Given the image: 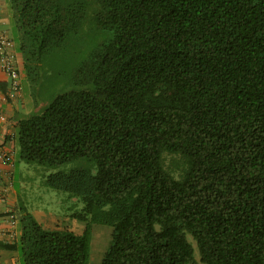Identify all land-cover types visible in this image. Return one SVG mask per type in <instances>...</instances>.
I'll list each match as a JSON object with an SVG mask.
<instances>
[{"label": "trees", "instance_id": "1", "mask_svg": "<svg viewBox=\"0 0 264 264\" xmlns=\"http://www.w3.org/2000/svg\"><path fill=\"white\" fill-rule=\"evenodd\" d=\"M8 3L27 75L56 78L19 123L20 158L81 162L45 183L113 228L101 264H200L188 234L206 264H264V0ZM21 209L5 247L22 264H89L90 226Z\"/></svg>", "mask_w": 264, "mask_h": 264}, {"label": "rangeland", "instance_id": "2", "mask_svg": "<svg viewBox=\"0 0 264 264\" xmlns=\"http://www.w3.org/2000/svg\"><path fill=\"white\" fill-rule=\"evenodd\" d=\"M15 25V24H14ZM89 29V28H88ZM87 29V30H88ZM15 50H20L16 27L14 28ZM104 39L102 31L96 28L93 32H83L74 39L69 50L64 55L66 61L74 64V57L78 51L89 44H94ZM66 65V64H65ZM23 92L29 110L37 112L45 106L43 94L55 83V77L49 76L43 79L40 73L29 77L26 71L22 72ZM179 160L178 157L168 156L167 163L174 168ZM81 166V162H73L56 168H51L39 163H27L20 158V152L16 153L15 187L20 189L21 206L20 209L29 211L47 229H70L78 234L84 233L90 226L91 231V254L89 264H101L103 256L108 249L113 228L106 224L93 223L91 216L86 215L85 203L81 198L72 197L69 192L57 190L46 185V178L57 172H69ZM20 212V210H19ZM19 212H17L18 225ZM189 240L195 247V254L200 264H206L201 260L200 250L197 241L191 234ZM22 260L20 259V263Z\"/></svg>", "mask_w": 264, "mask_h": 264}, {"label": "crops", "instance_id": "3", "mask_svg": "<svg viewBox=\"0 0 264 264\" xmlns=\"http://www.w3.org/2000/svg\"><path fill=\"white\" fill-rule=\"evenodd\" d=\"M14 24L15 19L8 0H0V37L3 34H7L15 39ZM16 53L22 74L25 71L24 56L18 49ZM8 87L9 77L0 68V97L6 98ZM32 113L35 112L29 110L24 94L21 100H5L4 114L7 120L3 121L0 119V264H19L21 259L18 251L7 249L5 246L17 242L21 234V226H13L10 217L13 212L17 214L21 206L20 189L18 190L15 187L14 181L16 153L19 150L16 137L20 121ZM6 154L12 155L13 168L5 160ZM1 194L5 195L1 197Z\"/></svg>", "mask_w": 264, "mask_h": 264}, {"label": "built area", "instance_id": "4", "mask_svg": "<svg viewBox=\"0 0 264 264\" xmlns=\"http://www.w3.org/2000/svg\"><path fill=\"white\" fill-rule=\"evenodd\" d=\"M0 68L9 77V87L6 98L0 97V119L6 121L7 117L4 114L5 100H21L24 97L21 69L17 61L14 39L7 34H3L0 37ZM5 160L13 168L14 163L12 155L6 154ZM3 195L5 194H1V197H3ZM10 217L12 225L17 227V216L11 213Z\"/></svg>", "mask_w": 264, "mask_h": 264}]
</instances>
